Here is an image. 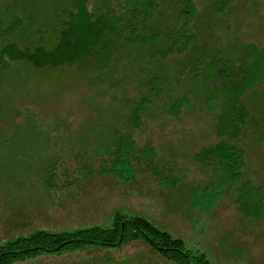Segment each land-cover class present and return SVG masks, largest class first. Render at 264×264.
Returning <instances> with one entry per match:
<instances>
[{
	"label": "rangeland",
	"instance_id": "rangeland-1",
	"mask_svg": "<svg viewBox=\"0 0 264 264\" xmlns=\"http://www.w3.org/2000/svg\"><path fill=\"white\" fill-rule=\"evenodd\" d=\"M76 1L0 0V42L53 46L58 24ZM192 1L196 14L185 21L180 16L185 0H156L153 18L138 33H156L157 41H119L106 68L99 64L103 53L95 61L35 68L20 60L0 69V241L36 228L108 227L113 213L121 212L143 216L184 240L192 264H264V218L245 216L235 190L225 189L208 212L207 196L192 200L195 187L215 181L216 164L196 159L219 140L221 107L212 112L205 103L212 89L207 63L214 55L237 63L243 46L264 47V0H235L222 12L213 10V0ZM86 7L93 18L108 9L126 17L118 0H89ZM11 26L15 31L5 33ZM176 31L195 41L182 54L156 56ZM151 78L163 80L161 90L151 89ZM181 97L192 103L171 114L170 104ZM142 99L145 107L135 125L131 112ZM241 101L246 125L229 141L244 150L243 179L264 186V80ZM27 118L35 123L34 134L27 133ZM13 130L15 138L7 141ZM120 135L133 139L137 151L150 139L154 150L146 160L136 155L129 183L97 172ZM53 165L57 186L49 188L45 175ZM83 166L93 173L88 176ZM15 264L176 263L130 241Z\"/></svg>",
	"mask_w": 264,
	"mask_h": 264
},
{
	"label": "trees",
	"instance_id": "trees-1",
	"mask_svg": "<svg viewBox=\"0 0 264 264\" xmlns=\"http://www.w3.org/2000/svg\"><path fill=\"white\" fill-rule=\"evenodd\" d=\"M88 1L77 0L73 9L65 12L63 22L56 27L57 37L51 47H46L38 41L35 47L22 48L16 42L6 43L1 40L0 69L7 67L10 61L25 60L35 68L56 67L89 59L100 60V55L106 53L105 59L99 61L100 68L103 69L109 65L119 41L141 45H152L157 41L156 33H138L139 30L145 29L153 18L157 8L156 0H118L126 17L119 16L114 9H108L97 18H93L87 9ZM213 1V10L222 12L226 5L235 0ZM180 13L185 21L191 20L196 14L193 1L185 0V10ZM13 31L14 26H11L5 33ZM194 41L193 35L176 31L167 35L166 43L161 44V50L155 55L165 59L170 53L182 54ZM243 49L244 52L237 63L231 56L220 55H214L207 63V84L211 85L212 89L205 103L212 112L218 110L217 104L221 107L216 124L219 140L202 148L196 159L202 163L212 160L216 164L215 181L202 188L195 187L192 200L207 196V206L204 209L208 212L215 207L225 189L235 190L236 202L241 212L247 217L260 219L264 218V186H255L243 179L244 150L229 141L238 138L246 125L248 111L241 101V96L246 90L264 80V47L250 44L243 46ZM162 82V79L151 78V89L161 90ZM145 103V99H142L134 104L131 121L135 125L140 122L139 112L145 107ZM191 103L189 98L181 97L170 104L168 110L176 115L182 106ZM27 120L30 126L27 133L34 134L35 123L28 118ZM15 136L13 130L7 141H12ZM118 137L111 149L107 150L111 157L99 166L97 172L113 175L118 180L129 183L135 174L132 161L137 159V156L146 160L154 156V150L150 139L145 142L143 149L137 151L135 141L128 135ZM83 169L88 176L93 173L86 166H83ZM47 172L46 185L49 188L57 186L53 180L56 176L55 165ZM130 241L145 243L150 250L170 262L192 264L190 255L185 250L184 240L160 229L143 216L131 215L128 218L121 212L113 213L108 227L91 225L62 230L36 228L26 234L1 240L0 264H15L41 256H56L91 248L111 249Z\"/></svg>",
	"mask_w": 264,
	"mask_h": 264
}]
</instances>
